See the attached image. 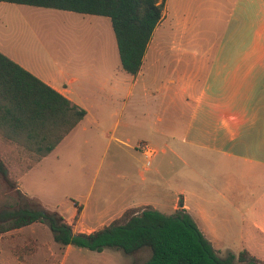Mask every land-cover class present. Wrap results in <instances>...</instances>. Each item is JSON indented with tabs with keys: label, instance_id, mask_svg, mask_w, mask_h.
Returning <instances> with one entry per match:
<instances>
[{
	"label": "rangeland",
	"instance_id": "374dc122",
	"mask_svg": "<svg viewBox=\"0 0 264 264\" xmlns=\"http://www.w3.org/2000/svg\"><path fill=\"white\" fill-rule=\"evenodd\" d=\"M0 52L86 112L38 166L36 156L0 135L7 170L6 180L0 175V207L23 188L28 195L21 192V202L56 211L77 232L108 225L116 214L104 212L109 206L134 201L171 215L186 199L194 214L210 218L215 231L207 236L219 257L247 248L264 264L262 238L252 226L254 211L264 209V197L257 199L264 171L236 162L225 167L212 156L180 161L170 148L163 153L158 141H148L142 125L157 98L139 86L128 95L132 77L121 69L109 18L0 2ZM167 142L177 148L178 141ZM140 146L158 150L149 165ZM76 206L82 208L78 218ZM148 257L147 250L126 256L63 247L42 223L0 235V260L8 264L15 258L22 264H142Z\"/></svg>",
	"mask_w": 264,
	"mask_h": 264
},
{
	"label": "crops",
	"instance_id": "0c3cea01",
	"mask_svg": "<svg viewBox=\"0 0 264 264\" xmlns=\"http://www.w3.org/2000/svg\"><path fill=\"white\" fill-rule=\"evenodd\" d=\"M153 33L156 36H151L140 71L130 75L128 90L133 96L139 86L144 94L150 92L157 98L149 102L147 121L142 125L147 128L148 141H158L163 153L165 147L170 148L180 161L212 156L225 167V162H236L263 172L264 0H165ZM56 91L65 96L64 91ZM167 140L178 141L177 148ZM26 175L19 180L20 186ZM263 192L257 199L264 197ZM181 205L175 211L184 209L212 244L207 236L215 231L210 229V218L194 214L193 204L186 199ZM143 207L147 206L131 201L117 210L109 206L104 212L115 211L113 221L127 209ZM81 211L75 207V218ZM254 212L252 226L264 246V209L257 207ZM101 228L84 227L77 232L89 234ZM9 261L0 260V264Z\"/></svg>",
	"mask_w": 264,
	"mask_h": 264
},
{
	"label": "trees",
	"instance_id": "16d2710c",
	"mask_svg": "<svg viewBox=\"0 0 264 264\" xmlns=\"http://www.w3.org/2000/svg\"><path fill=\"white\" fill-rule=\"evenodd\" d=\"M165 0H0L3 3L109 18L121 69L135 76ZM86 112L0 52V135L29 151L35 163L50 154ZM0 175L7 170L0 160ZM14 187L13 184H9ZM12 199L0 207V235L34 223L46 224L60 246L104 249L132 256L147 250L142 264H262L246 248L219 257L184 209L166 215L151 207L131 208L101 229L74 232L56 211ZM182 207V205H180ZM80 210L77 209V213ZM131 264H137L132 261Z\"/></svg>",
	"mask_w": 264,
	"mask_h": 264
},
{
	"label": "built area",
	"instance_id": "2783aa9c",
	"mask_svg": "<svg viewBox=\"0 0 264 264\" xmlns=\"http://www.w3.org/2000/svg\"><path fill=\"white\" fill-rule=\"evenodd\" d=\"M139 149L144 151V154L146 155L147 158H150L151 155L154 153L151 148L146 146H140Z\"/></svg>",
	"mask_w": 264,
	"mask_h": 264
}]
</instances>
